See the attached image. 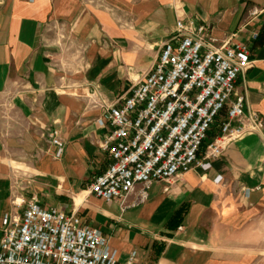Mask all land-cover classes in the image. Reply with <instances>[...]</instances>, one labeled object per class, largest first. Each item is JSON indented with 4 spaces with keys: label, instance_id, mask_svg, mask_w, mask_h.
<instances>
[{
    "label": "crops",
    "instance_id": "crops-1",
    "mask_svg": "<svg viewBox=\"0 0 264 264\" xmlns=\"http://www.w3.org/2000/svg\"><path fill=\"white\" fill-rule=\"evenodd\" d=\"M178 21L249 48L236 91L264 120V0H0V240L4 215L22 214L11 198H35L100 232L120 264L131 253L140 264H264V132L131 205L137 186L125 209L88 190L110 162L98 121L157 63ZM46 133L62 140L60 157Z\"/></svg>",
    "mask_w": 264,
    "mask_h": 264
},
{
    "label": "built area",
    "instance_id": "built-area-1",
    "mask_svg": "<svg viewBox=\"0 0 264 264\" xmlns=\"http://www.w3.org/2000/svg\"><path fill=\"white\" fill-rule=\"evenodd\" d=\"M205 26L178 21L157 63L128 96L108 107L98 126L106 132L100 148L109 154L105 171L88 186L107 203L140 189L131 205L143 203L153 182L170 184L194 167L207 169L225 149L245 135L264 132L257 113L244 112L245 95L236 91L250 66L242 43L219 46ZM226 110L218 135L198 154L220 113ZM45 141L62 154L63 142L53 133ZM21 216L3 217L0 264H120L117 253L96 230L81 227L73 215L42 209L35 198H11ZM181 229V228H179ZM122 264H140L131 253Z\"/></svg>",
    "mask_w": 264,
    "mask_h": 264
}]
</instances>
